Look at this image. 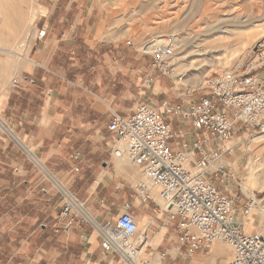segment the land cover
Here are the masks:
<instances>
[{
	"label": "crops",
	"instance_id": "1",
	"mask_svg": "<svg viewBox=\"0 0 264 264\" xmlns=\"http://www.w3.org/2000/svg\"><path fill=\"white\" fill-rule=\"evenodd\" d=\"M97 12L93 0H0V264H126L101 248L91 226L78 221L68 227L59 218L63 186L98 223L132 214L144 238L135 254L144 264H229L231 248L218 243L187 253L178 218L156 210V188L153 200L134 199V187L144 180L141 168L112 155L108 126L142 104L158 109L192 99L187 88L189 99L152 71L149 53L103 31ZM164 119L174 134L172 152L191 150L192 124ZM249 132L237 124L228 142L232 151L220 160L231 174L221 189L237 209L244 195L262 196L264 189V165L252 162L264 157V136L252 140ZM249 174L263 183L250 193L238 186Z\"/></svg>",
	"mask_w": 264,
	"mask_h": 264
},
{
	"label": "built area",
	"instance_id": "2",
	"mask_svg": "<svg viewBox=\"0 0 264 264\" xmlns=\"http://www.w3.org/2000/svg\"><path fill=\"white\" fill-rule=\"evenodd\" d=\"M44 34L41 30L38 37ZM167 44L156 46L149 55L152 71L170 77L174 50ZM188 93L193 99L186 104H163L158 109L142 104L125 118L115 115L108 126L114 140L112 155L121 158L124 153L141 168L144 180L134 187V199L153 200L150 188L157 189L163 207L153 200L156 210L178 218L176 229L190 256L222 242L232 250L229 264H264V194L244 195L240 208H235L234 199L221 189L231 174L220 162L232 151L228 142L237 124L264 133V37L234 68L214 73ZM164 116L192 124L196 141L191 150L172 152L169 141L174 134ZM207 173L217 177L218 183L210 181ZM58 216L68 227L78 221L91 226L101 248L119 255L126 264H130L128 255L144 245V238L131 245L138 226L128 212L112 221L92 223L63 195ZM254 225L259 231L249 232Z\"/></svg>",
	"mask_w": 264,
	"mask_h": 264
},
{
	"label": "rangeland",
	"instance_id": "3",
	"mask_svg": "<svg viewBox=\"0 0 264 264\" xmlns=\"http://www.w3.org/2000/svg\"><path fill=\"white\" fill-rule=\"evenodd\" d=\"M244 1L249 3L245 10H236ZM206 5L210 6L209 11L203 15ZM93 6L98 8L97 14L100 13L103 31L117 34L115 39L129 49H143L145 53H150L155 46H169L167 43H170L174 50V72L166 77L180 86L183 96H186V88L200 87L214 73L234 68L254 42L264 37V0H93ZM233 18L240 23H231ZM8 25L16 28L18 23L10 21ZM188 79L191 80L190 85L182 83ZM188 96L193 99V96ZM249 133L252 140L264 136V133L251 129ZM252 162L264 165V157L253 156ZM243 171L245 174L248 170L244 168ZM262 177L264 183V174ZM248 181L253 183L252 188L263 184L249 174L244 182L243 179L238 181L241 190H245L244 184ZM261 191L264 194V189ZM160 205L163 206L162 203ZM140 230L135 241L140 236ZM217 243L230 248L222 242ZM142 258L143 255L140 263L144 264Z\"/></svg>",
	"mask_w": 264,
	"mask_h": 264
},
{
	"label": "bare ground",
	"instance_id": "4",
	"mask_svg": "<svg viewBox=\"0 0 264 264\" xmlns=\"http://www.w3.org/2000/svg\"><path fill=\"white\" fill-rule=\"evenodd\" d=\"M245 2V1H244ZM247 2H245V3H243V5H241V6H239V7H237V9L236 10H238V11H244L245 10V8H246V6L247 5H249V3H247ZM209 5H206V7H205V9H204V11H203V15H205L208 11H209ZM219 7V6H218ZM213 12V11H212ZM200 19L201 20H203V17H200ZM226 21V20H225ZM218 22V21H217ZM223 22V21H222ZM221 22V23H222ZM228 22V21H227ZM230 22L231 23H233V24H239L240 22L239 21H237V19L236 18H233L232 20H230ZM215 24V23H214ZM220 24V23H219ZM217 25H218V23H217ZM215 26V25H214ZM211 28L213 27V26H210ZM210 27H209V29H210ZM224 28V27H223ZM204 33V32H203ZM205 34V33H204ZM190 38V37H189ZM161 46H163V45H161ZM156 47V46H155ZM167 47V46H166ZM154 49V48H153ZM205 83V82H204ZM204 83H203V85H204ZM202 85V86H203ZM123 155H125L124 153H123ZM122 155V156H123ZM126 156V155H125ZM129 160V159H128ZM130 161V160H129ZM250 178V177H249ZM251 185H253V183L252 182H246L245 184H244V188H245V190H248V192L250 193L251 192V189H252V186ZM263 185V184H262ZM260 187H261V185H260ZM151 191H152V188H150V194H151ZM61 193L66 197V200H67V202L70 204V205H72L74 208H76V210L78 211V213H80V214H82V215H84L85 216V218L89 221V222H94L95 220H93L92 218H91V216L88 214V212H87V210L84 208V206L82 205V204H80V203H78V201L76 200V198L72 195V194H70L67 190H63V191H61ZM252 195V194H251ZM156 199L158 200V198H157V192H156ZM159 201V200H158ZM159 202H161V201H159ZM162 203V202H161ZM163 204V203H162ZM96 222V221H95ZM131 245H132V243H131ZM136 253V252H135ZM133 254V255H128L129 256V258H128V260H129V262H131V263H133L132 262V258H133V261L134 262H136L137 264H140V257H139V255H137V254Z\"/></svg>",
	"mask_w": 264,
	"mask_h": 264
}]
</instances>
